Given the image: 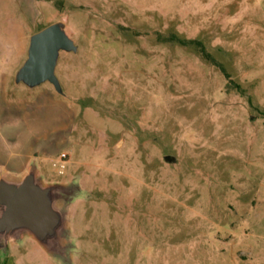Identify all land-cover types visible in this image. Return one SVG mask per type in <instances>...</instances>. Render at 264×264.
I'll return each instance as SVG.
<instances>
[{
    "label": "rangeland",
    "instance_id": "rangeland-1",
    "mask_svg": "<svg viewBox=\"0 0 264 264\" xmlns=\"http://www.w3.org/2000/svg\"><path fill=\"white\" fill-rule=\"evenodd\" d=\"M58 22L64 95L17 85ZM18 157L80 184L74 264H264V0H0V175ZM0 264L59 263L26 239Z\"/></svg>",
    "mask_w": 264,
    "mask_h": 264
},
{
    "label": "water",
    "instance_id": "water-1",
    "mask_svg": "<svg viewBox=\"0 0 264 264\" xmlns=\"http://www.w3.org/2000/svg\"><path fill=\"white\" fill-rule=\"evenodd\" d=\"M78 47L66 32L63 22L52 24L30 38L27 59L15 77L17 85L29 89L51 84L64 95L56 76L61 53H76ZM165 162L176 163L171 156ZM76 180L67 183L46 182L40 166L32 158L20 174L0 175V260L10 247L31 239L59 264H74L72 209L81 196Z\"/></svg>",
    "mask_w": 264,
    "mask_h": 264
},
{
    "label": "trees",
    "instance_id": "trees-1",
    "mask_svg": "<svg viewBox=\"0 0 264 264\" xmlns=\"http://www.w3.org/2000/svg\"><path fill=\"white\" fill-rule=\"evenodd\" d=\"M162 42L177 43L183 47L195 48L204 61L216 66L217 68H219L221 70V72L225 75V77L227 79H230V75L226 72L224 67L222 65L218 64L215 61V59L211 56V54L207 52L204 44L201 41H199V40H184V39H180L179 37H177L175 35H172V36L167 37V38H162Z\"/></svg>",
    "mask_w": 264,
    "mask_h": 264
},
{
    "label": "crops",
    "instance_id": "crops-1",
    "mask_svg": "<svg viewBox=\"0 0 264 264\" xmlns=\"http://www.w3.org/2000/svg\"><path fill=\"white\" fill-rule=\"evenodd\" d=\"M31 158L32 157H18V159L16 160H14L13 158L11 160L8 159L7 164H5L6 171L13 173V174H20L24 172L27 169ZM5 166H2V167H5Z\"/></svg>",
    "mask_w": 264,
    "mask_h": 264
},
{
    "label": "built area",
    "instance_id": "built-area-1",
    "mask_svg": "<svg viewBox=\"0 0 264 264\" xmlns=\"http://www.w3.org/2000/svg\"><path fill=\"white\" fill-rule=\"evenodd\" d=\"M68 156L67 154H62L58 160L56 161L55 164H53V166L55 168L59 169V174L63 175L64 174V170L66 169V164L68 163Z\"/></svg>",
    "mask_w": 264,
    "mask_h": 264
}]
</instances>
